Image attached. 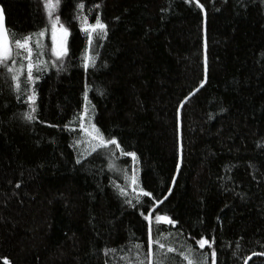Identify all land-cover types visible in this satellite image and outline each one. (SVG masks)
Listing matches in <instances>:
<instances>
[{
	"label": "trees",
	"instance_id": "obj_1",
	"mask_svg": "<svg viewBox=\"0 0 264 264\" xmlns=\"http://www.w3.org/2000/svg\"><path fill=\"white\" fill-rule=\"evenodd\" d=\"M75 2L63 0L59 9L72 32L65 70L50 68L36 86L45 123L20 119L24 105L0 80V264L4 258L10 264H127L121 257L131 256L129 241L147 250V222L139 215L146 209L129 208L116 195L109 181L124 180L107 168L108 154L93 153L90 163L76 165L83 148L71 145L79 130H62L83 109L85 83L93 122L137 153L140 186L168 197L157 211L179 224H161L159 232L173 234L175 264H187L178 254L181 243L200 251L190 238L200 232L216 236L217 264H244L248 257V264H264V256L252 255L264 251V5L200 0L201 13L182 0H83L89 22L99 12L109 28L93 50L100 53L97 68L85 73ZM0 8L17 37L45 29L42 0H0ZM205 13L208 83L178 116V102L203 77ZM117 163L131 172V158ZM105 247L117 252L106 257Z\"/></svg>",
	"mask_w": 264,
	"mask_h": 264
},
{
	"label": "snow or ice",
	"instance_id": "obj_2",
	"mask_svg": "<svg viewBox=\"0 0 264 264\" xmlns=\"http://www.w3.org/2000/svg\"><path fill=\"white\" fill-rule=\"evenodd\" d=\"M63 0H42L43 13L46 17L45 29H41L35 33H29L17 37L15 33H9L5 24L4 10L0 8V80L7 85V87L14 92L15 99L18 103L24 105L25 110L19 114V118L23 121L32 123L39 122L45 123L39 120V110L37 105L38 92L37 84L41 80L50 68H54L57 72L65 70V60L70 56V43L69 37L72 32L68 26L61 21L59 15V9L61 8ZM182 3L187 5L194 4L196 9L201 13H204V4L200 0H182ZM259 3L264 5V0H237V4L241 8L245 4ZM100 4L94 5L95 9H99ZM85 9V3L83 0H77L74 5V14L72 19L79 23V30L85 36L86 46L82 50L80 56V67L88 73L89 70H95L97 68V59L100 56L99 51L93 50L97 45H102L103 41L108 37V24L105 23L99 12L95 15L94 22H89V16L83 14ZM219 11L220 9H216ZM89 12L93 9L89 8ZM162 11H168V9H162ZM115 19L119 20V17ZM50 30L51 46L50 48L43 44L42 38L45 36L46 31ZM202 31L204 35V56H203V77L200 79L198 86L190 91L183 100L178 102L177 115L180 114L185 103L199 92L208 83V58H207V37H206V13L202 19ZM33 37H36L33 41ZM48 55L49 59H44ZM101 66H106V63H102ZM90 85L85 83L83 90V109L76 114L71 121L66 123L62 130L75 133L76 127H70V125L78 122L80 138L74 139L73 148L83 146V150L77 154L75 164L83 166L85 163H90L88 157H91L93 153L103 156L104 153L108 154L107 168L118 176H122L124 185L117 184L114 181H109L116 190V195L123 198V205H127L129 208L138 209L144 207L145 211H140L139 215L143 221L147 222V250L145 251V245L142 242L128 243V252L131 256H122V260H126L127 264H175L173 257L169 254L176 253L177 247L176 241L172 239L173 234L169 233L168 236H164L159 232V226L161 224L172 226L173 228L179 224L177 219H173L167 213L161 214L157 211V207L167 200V196L162 199H158L153 196V193L146 191L140 186L138 177L139 172V157L135 151H125L121 143L116 136L107 137L104 132L97 127L90 116L91 104L89 100ZM99 95H103L101 89H95ZM94 109V105L91 106ZM221 112L226 109L221 108ZM14 115H16L14 113ZM212 117L209 116V119ZM49 127H58L57 125H48ZM118 152V155H117ZM131 158V172L126 167L118 166L117 161L120 158ZM183 159V145L182 141L178 138L177 142V161L175 163V169L177 173L181 169V162ZM228 168V171H231ZM173 184L176 182V176L171 177ZM18 182L15 187L20 188ZM130 190V191H129ZM227 190V189H225ZM172 189L168 188V193L171 194ZM244 198L243 193H236ZM142 198H151V204L145 205ZM219 221V217H217ZM199 225L203 226V220L199 221ZM195 231V225L193 227ZM215 230L213 229V232ZM182 234V233H181ZM190 238L194 241V244L198 246L199 252L193 248L191 244L181 243L179 245L183 250L179 251V256L183 258L187 264H217V249L214 247L216 244V236L209 233L205 235L203 232L199 233V238L192 235ZM169 241L164 243L162 241ZM223 247V245H222ZM241 247L240 240L236 241V249ZM210 251H203L205 249ZM104 255L107 257L110 254L117 252V248L105 247L102 249ZM237 255L236 251L232 252V256ZM253 256H264V251L256 253L253 252ZM251 257L245 259L244 264H247ZM3 264H10L7 258H4ZM105 264L108 261L105 260Z\"/></svg>",
	"mask_w": 264,
	"mask_h": 264
},
{
	"label": "rangeland",
	"instance_id": "obj_3",
	"mask_svg": "<svg viewBox=\"0 0 264 264\" xmlns=\"http://www.w3.org/2000/svg\"><path fill=\"white\" fill-rule=\"evenodd\" d=\"M35 39H36V37L33 38V41H35ZM42 42H43V44L47 45V46L50 48V46H51L50 30H49V31H46L45 36L42 38ZM44 59H45V57H44ZM89 107H90V105H89ZM90 109H91V108H90ZM92 115H93V111L90 110V116H91V119H92V121H93V116H92ZM94 123H95V122H94ZM76 129L79 130L78 126L76 127ZM78 135H79V138H80V134H79V133H78ZM81 148H83V146H80V149H81ZM139 161H140V160H139ZM138 167H139V172H138V176H139L140 173H141L140 163H139Z\"/></svg>",
	"mask_w": 264,
	"mask_h": 264
},
{
	"label": "water",
	"instance_id": "obj_4",
	"mask_svg": "<svg viewBox=\"0 0 264 264\" xmlns=\"http://www.w3.org/2000/svg\"><path fill=\"white\" fill-rule=\"evenodd\" d=\"M250 260H248L247 264L249 263Z\"/></svg>",
	"mask_w": 264,
	"mask_h": 264
}]
</instances>
